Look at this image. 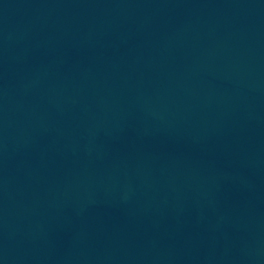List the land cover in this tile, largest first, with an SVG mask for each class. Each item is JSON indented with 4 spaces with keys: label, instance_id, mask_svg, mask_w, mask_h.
Listing matches in <instances>:
<instances>
[{
    "label": "water",
    "instance_id": "1",
    "mask_svg": "<svg viewBox=\"0 0 264 264\" xmlns=\"http://www.w3.org/2000/svg\"><path fill=\"white\" fill-rule=\"evenodd\" d=\"M0 264H264V0H0Z\"/></svg>",
    "mask_w": 264,
    "mask_h": 264
}]
</instances>
